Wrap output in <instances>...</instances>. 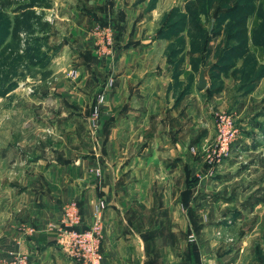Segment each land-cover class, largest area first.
I'll use <instances>...</instances> for the list:
<instances>
[{
	"label": "crops",
	"instance_id": "crops-1",
	"mask_svg": "<svg viewBox=\"0 0 264 264\" xmlns=\"http://www.w3.org/2000/svg\"><path fill=\"white\" fill-rule=\"evenodd\" d=\"M127 1L128 6L122 9L129 28L136 17L146 12L150 0ZM104 4L105 0H64L57 8L60 13L54 21L58 33L53 31L52 25L51 32L46 33L47 43L38 47L51 55L49 59L52 58L47 67L38 62L39 69L50 71L49 74L58 81V94H45V97L49 96L47 100L58 104L55 108L57 122L53 119L50 126L45 122L48 108L40 103L45 104L46 99H39L40 110L35 116L30 108L22 109L19 112L24 113L28 121L22 126L19 122H16L18 125L12 122L9 127L10 130L19 127L25 132L43 130V139L37 142H42L44 147L43 140L48 135L45 131L49 128L53 132L67 127L71 128L66 129L68 132L72 128L86 129V110L91 97L77 89L78 84H97L99 71L104 66L112 69L115 65V88L106 97L108 101L101 111L100 128L94 129L93 137L88 138L89 148L80 146L70 155L63 148L76 137L72 134L70 139L53 142L58 153L52 157L45 155L49 147L34 153L33 147L37 146L34 139L25 137L23 141H18L11 135L8 144L0 138L1 257L10 258L13 252L20 251L31 257L32 264H79L72 258V249L65 234L57 235L53 230L40 228L42 218L59 220L65 205L75 201L82 212V227H89L97 220L103 222L102 264H194L188 253L193 236L187 233L189 221L182 211L185 207L195 208V176L204 172L203 156L211 133L207 129L205 135H195V93L186 92L181 98L175 94V81L187 80L191 74L188 44L175 56L169 53L163 57L164 51L157 52L156 49L157 45L166 49L172 43L155 41L122 50V55L120 53L114 63L112 59L96 60L94 27L101 14H106L103 9L110 15L108 6ZM43 5V2L30 0L26 12L47 14ZM158 8L153 11L159 12ZM22 12L25 11L17 10L15 14ZM111 12L114 13V8ZM145 17L138 20L140 28L149 26V18ZM62 24L66 28L63 31L60 29ZM52 32L57 33L54 39H51L54 37ZM178 55H182L184 69L181 71L176 68L177 61L174 59ZM91 65L95 71H92ZM72 70H77L79 75L75 79L76 84L68 79ZM10 80L16 83L19 74H11ZM194 80L191 75L190 88ZM98 91L95 87L94 95ZM17 92L18 89L14 88L2 97ZM26 102L31 106L35 100L28 96ZM65 102L78 106L69 119V105H62ZM4 128H8V124L0 121V137ZM22 146L32 148L31 153L26 151L23 154ZM20 161L25 163V169H18ZM7 175L11 177L12 185L6 187L3 186V178ZM20 178L25 186L21 190L14 185ZM203 178L206 179L203 187L209 189L205 172ZM183 193L191 197L185 205L180 198ZM97 205L102 214L96 213ZM22 209L31 214L30 222L29 219L27 221L35 227L29 236L20 235L13 213L10 217L5 215L7 210ZM229 219L225 223L226 228L230 225ZM173 231L176 233L173 234ZM216 262L206 257L202 249V262L198 264Z\"/></svg>",
	"mask_w": 264,
	"mask_h": 264
},
{
	"label": "rangeland",
	"instance_id": "rangeland-1",
	"mask_svg": "<svg viewBox=\"0 0 264 264\" xmlns=\"http://www.w3.org/2000/svg\"><path fill=\"white\" fill-rule=\"evenodd\" d=\"M31 1L43 2L47 14L43 15L39 12V14L30 13L26 16L25 12L23 17L17 18L15 12L18 9L26 11V7L23 8V6L27 3H6L5 1L1 3L0 121L7 123L8 128H4L0 138L8 144L11 135L18 141H23L25 137L34 139V144L37 143V146L33 147L34 153L49 147L45 155L54 157L58 149L53 147V142L63 141L68 137L70 139L74 134L76 137L71 142H67L66 148H63L72 155L80 146L88 149L89 139L93 137L94 129L100 128L102 113L94 118V104L100 91L107 89L110 79H113V85L109 86V90H114L116 68L115 65H112V69L104 66L105 68L99 71L97 84L77 83L79 85L77 89L87 92L91 97L86 110L88 126L86 129L72 128L68 132L66 129L71 128L67 127L53 132V129L49 128L45 131L48 135L43 140L45 147L41 144L42 142H37L38 139L40 141L43 139V135L41 136L44 133L43 130L25 132L19 127L10 130L12 122H19L22 126L28 121L25 114L19 112L20 110L30 108L33 116L39 112L40 105L37 102L39 99H46L45 104L40 103L48 108L45 113V122L50 126L53 119L57 120L55 108L58 104H54L47 98L49 93L51 96L58 94V81L49 74L50 71L42 72L37 63L43 62L41 64L47 67L52 59H49L51 55H48L45 50L40 51L39 46L47 43L46 33L51 32L52 25L53 31L58 33L56 28L58 26L54 25V21L58 18L57 13H60L57 8H60L64 0ZM128 4L127 0H105L104 5L108 6L110 15H107V10L105 12L102 8L103 13L106 14H101L95 24L94 58L103 61L112 59L114 63L120 53L122 55V50L155 41L162 44L172 43L166 49L162 45L156 46L157 52L163 50V57H167L175 48L179 50L178 52H182V48L188 44V67L191 68V70L189 68L191 74L187 76V80L178 79L176 83L174 82L175 94L181 98L186 92L195 93V135L196 137L205 135L207 129L211 133L208 148L203 156L202 169L210 184L209 189H205L202 185L206 180L203 178L204 172L197 174L194 188L195 208L185 207L182 211L189 221L187 233L193 236L188 250L193 263L202 262L203 249V254L217 261L216 264H264V0H150L146 12L136 17L129 28L126 26V14L122 9ZM158 6L160 10L156 13L153 9ZM112 8L114 13L111 12ZM144 17L149 18V26L140 28L138 20ZM108 27L112 29V40L109 45L103 31ZM60 29L65 30V25L62 24ZM149 30L152 32L147 34ZM57 33L52 32L51 36L54 37L51 39L56 38L57 35L54 34ZM103 42L107 48L115 51V55L104 53L103 48L101 49ZM174 59L177 61L178 71L183 70L182 55ZM90 68L95 71L92 65ZM202 68L206 70L208 78V86L204 90L198 87L199 73ZM74 71L76 75L70 73L68 79L76 84L75 79L79 75L77 70ZM11 74H19V81L12 83ZM191 75L195 80L190 88ZM95 87L99 91L94 95ZM14 88L18 89V94L2 97ZM47 93L48 97H45ZM28 96H32L35 100L31 106H28L26 102ZM107 101L108 98L104 105ZM62 105L64 107L69 105L68 119L78 107L70 102ZM222 116L230 117L239 132L230 150L221 155L219 154V123ZM38 120L43 119L38 118ZM22 147L23 154H26V151L31 153L32 148ZM1 150L0 147V152ZM18 164V169H25L23 161ZM217 174H219L218 177ZM3 181V186L12 185L9 175L3 178ZM14 185L19 186L20 190L25 188L21 178ZM180 198L185 205L191 197L190 194L183 193ZM207 199L216 202L210 203ZM6 212L7 217L13 213L14 219H17L16 229L20 235L29 236L33 233L32 229L35 227L28 224L31 214L28 215L27 210H7ZM227 219H229L228 225L230 224L228 228L225 226ZM52 221H55L53 217L42 218L40 228L50 230L46 225ZM175 233L173 231V234ZM185 233L186 231L183 232ZM7 238L10 240L9 237ZM6 244L8 245V242Z\"/></svg>",
	"mask_w": 264,
	"mask_h": 264
},
{
	"label": "built area",
	"instance_id": "built-area-1",
	"mask_svg": "<svg viewBox=\"0 0 264 264\" xmlns=\"http://www.w3.org/2000/svg\"><path fill=\"white\" fill-rule=\"evenodd\" d=\"M15 3H23L26 0H11ZM2 4L0 2V9ZM111 27L105 28L104 35H106L108 45L112 40ZM100 33V32H99ZM101 35L103 34L100 33ZM106 55H114V50L109 49L103 42L101 49ZM74 76L76 71H72ZM113 85V79L107 83V89L100 91L94 104V118L99 115L106 102V97L109 93V86ZM93 118V116H92ZM94 120V119H93ZM220 141L219 154H224L230 150L234 142L237 140L238 128L233 125V120L230 117L222 116L219 123ZM103 204V203H101ZM96 213L102 214L100 206H96ZM82 212L78 203L69 202L63 209V215L59 220L49 223L50 230H53L57 235L65 234L69 239V244L72 249V258L79 264H102L103 253L101 251V242L104 235V226L102 220H97L89 227H82ZM0 264H32L31 257L20 251L13 252L10 258L1 257Z\"/></svg>",
	"mask_w": 264,
	"mask_h": 264
},
{
	"label": "water",
	"instance_id": "water-1",
	"mask_svg": "<svg viewBox=\"0 0 264 264\" xmlns=\"http://www.w3.org/2000/svg\"><path fill=\"white\" fill-rule=\"evenodd\" d=\"M208 86V78L206 76V70L202 68L199 73L198 87L200 90H204Z\"/></svg>",
	"mask_w": 264,
	"mask_h": 264
},
{
	"label": "trees",
	"instance_id": "trees-1",
	"mask_svg": "<svg viewBox=\"0 0 264 264\" xmlns=\"http://www.w3.org/2000/svg\"><path fill=\"white\" fill-rule=\"evenodd\" d=\"M6 2V3H11L12 1L11 0H0V2L2 3V2ZM24 3H27V5L26 6H23V8H25V7H27L28 5H29V2H24ZM19 10V9H18ZM26 12V11H25ZM25 12H22L21 14H19V15H17L16 17L18 18V17H23L24 16V13ZM30 14V12H26V16L27 15H29ZM1 36V35H0ZM34 49H36V47L34 48ZM179 50L177 49V48H175L172 52H171V54L173 53V56H175V55H177L179 52H178ZM194 65V64H193ZM12 82V81H11ZM13 83V82H12Z\"/></svg>",
	"mask_w": 264,
	"mask_h": 264
}]
</instances>
